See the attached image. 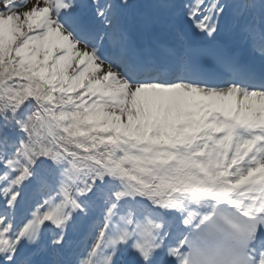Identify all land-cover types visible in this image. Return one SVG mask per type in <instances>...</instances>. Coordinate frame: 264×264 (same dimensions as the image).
Returning <instances> with one entry per match:
<instances>
[{
    "label": "snow or ice",
    "instance_id": "obj_1",
    "mask_svg": "<svg viewBox=\"0 0 264 264\" xmlns=\"http://www.w3.org/2000/svg\"><path fill=\"white\" fill-rule=\"evenodd\" d=\"M0 264H264V0H0Z\"/></svg>",
    "mask_w": 264,
    "mask_h": 264
}]
</instances>
